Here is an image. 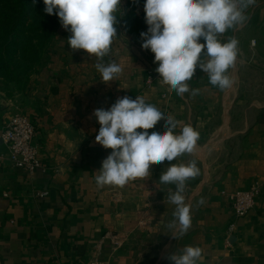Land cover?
Instances as JSON below:
<instances>
[{"label": "crops", "instance_id": "crops-1", "mask_svg": "<svg viewBox=\"0 0 264 264\" xmlns=\"http://www.w3.org/2000/svg\"><path fill=\"white\" fill-rule=\"evenodd\" d=\"M121 10L104 57L121 66L116 81L104 83L97 58L70 48L71 33L60 23L26 89L0 92V131L16 111L26 116L41 163L32 174L12 167L0 140V264H172L167 257L188 245L204 250L206 264H264V0L247 9L242 27L223 34L222 42L239 40L228 70L232 87L212 86L197 67L186 82L200 90L196 96L161 83L154 54L136 39L132 16L140 19L144 5L121 0ZM124 95L173 117L177 133L191 125L199 139L193 153L152 165L145 179L98 187L96 171L112 150L95 142L100 125L92 114ZM165 130L162 119L148 131ZM190 160L200 169L185 191L192 223L176 239L167 227L175 210L168 189L175 186L160 190L156 182L171 164ZM252 186L259 190L253 207L235 216L230 195Z\"/></svg>", "mask_w": 264, "mask_h": 264}, {"label": "clouds", "instance_id": "clouds-1", "mask_svg": "<svg viewBox=\"0 0 264 264\" xmlns=\"http://www.w3.org/2000/svg\"><path fill=\"white\" fill-rule=\"evenodd\" d=\"M257 0H145L144 12L147 31L140 34L142 48L154 54L158 63L155 71L163 85L177 95L199 94L191 89L190 81L197 67L209 78V83L227 90L234 81L229 69L235 67L239 40L224 35L235 31L249 19L247 9ZM44 12L55 14L73 51L84 50L97 58L95 67L104 83L116 81L122 68L116 62L104 63L117 35V12L121 15V0H43ZM203 40V43L200 41ZM100 125L95 142L111 153L96 171L98 187H124L130 181L150 176L152 165L172 162L177 157L194 152L199 132L185 124L179 133V122L145 102L141 96L133 100L118 98L107 110L96 109L92 114ZM165 120V131L149 133L160 120ZM142 129L143 131H137ZM200 169L195 160L173 163L162 172L157 187L174 185L168 189V202L175 205L174 219L167 227L174 238L184 236L191 227V205L186 203L187 182L195 179ZM203 200L199 203L203 204ZM206 253L198 246H185L179 254L167 259L172 264H206Z\"/></svg>", "mask_w": 264, "mask_h": 264}, {"label": "trees", "instance_id": "trees-1", "mask_svg": "<svg viewBox=\"0 0 264 264\" xmlns=\"http://www.w3.org/2000/svg\"><path fill=\"white\" fill-rule=\"evenodd\" d=\"M132 7L145 0H129ZM43 0H0V92L25 90L60 21L44 12ZM136 39L147 31L143 10L132 16ZM142 39V38H141Z\"/></svg>", "mask_w": 264, "mask_h": 264}, {"label": "built area", "instance_id": "built-area-1", "mask_svg": "<svg viewBox=\"0 0 264 264\" xmlns=\"http://www.w3.org/2000/svg\"><path fill=\"white\" fill-rule=\"evenodd\" d=\"M151 82L152 74L149 73L145 83L148 85ZM122 97H125V95L117 97L113 103ZM130 98L134 100L136 96ZM34 133V124L18 111L5 122L3 129L0 131V140L8 150V159L12 167L20 168L29 174L41 168L38 158V146L34 141ZM258 191L257 187L252 186L247 190H236L230 195V206L235 216L242 217L248 214L254 205V199ZM44 194L46 192L41 193V195Z\"/></svg>", "mask_w": 264, "mask_h": 264}]
</instances>
